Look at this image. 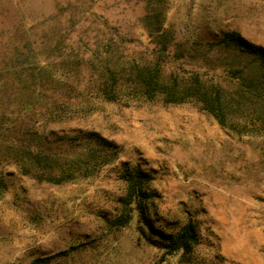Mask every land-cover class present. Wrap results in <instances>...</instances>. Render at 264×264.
Here are the masks:
<instances>
[{"label": "rangeland", "instance_id": "rangeland-1", "mask_svg": "<svg viewBox=\"0 0 264 264\" xmlns=\"http://www.w3.org/2000/svg\"><path fill=\"white\" fill-rule=\"evenodd\" d=\"M159 19L167 50L145 28ZM226 31L264 47V0H0V264H264V90L203 45ZM155 63L223 86L226 125L130 87ZM125 165L152 176L155 228L195 224L189 251L150 243L137 210L112 224Z\"/></svg>", "mask_w": 264, "mask_h": 264}, {"label": "trees", "instance_id": "trees-1", "mask_svg": "<svg viewBox=\"0 0 264 264\" xmlns=\"http://www.w3.org/2000/svg\"><path fill=\"white\" fill-rule=\"evenodd\" d=\"M148 32L149 43L157 46L159 50H167L171 42L165 36L163 20L154 23H145ZM208 50L227 51L239 62L234 64L236 71L240 73L238 80L246 87H259L264 90V47L248 41L237 31H226L216 41L203 44ZM160 65L135 68L132 71L130 87L139 88L141 94L152 99L157 94L164 95L167 103H181L186 99L194 98L201 107L213 115L221 126L227 122V111L230 107L228 94L219 84H207L198 74L188 78L184 83H179L174 78L169 82L161 80ZM116 71L109 72V78L116 81ZM101 95L108 100L116 98L121 87L116 83L103 84L98 87ZM104 141V140H103ZM108 143V142H105ZM116 147V146H113ZM34 161L36 159L32 157ZM121 179L125 182V195L121 198V211L112 220L116 226L124 225L131 218V211L137 210L139 221L152 233L155 239L149 238L150 243L163 249V253L169 254L175 251L187 252L198 243V234L195 224L187 220L178 231L164 232L153 226L148 218L147 201L150 197L149 183L152 176L137 166H123ZM53 181L59 182L60 179Z\"/></svg>", "mask_w": 264, "mask_h": 264}]
</instances>
